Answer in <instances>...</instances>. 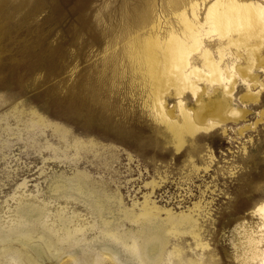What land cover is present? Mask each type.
<instances>
[{
  "label": "rangeland",
  "instance_id": "obj_1",
  "mask_svg": "<svg viewBox=\"0 0 264 264\" xmlns=\"http://www.w3.org/2000/svg\"><path fill=\"white\" fill-rule=\"evenodd\" d=\"M46 2L13 32L0 34V62L5 60L0 67L6 68H0V264H95L102 238L95 236L99 223L91 206L47 189L54 178L79 172L134 211L141 210L145 197L161 216L168 209L173 214L192 211L198 236L171 234L157 264L186 259L238 264L233 243L241 241L239 221L248 211L235 209L264 185L258 176L264 168V101L243 103L240 96L248 83L238 81L232 98L245 108V117L187 135L177 151L170 132L151 112L152 87L141 44L150 33L153 40L155 34L165 37L169 27L177 28L182 7L174 10L176 2L169 0ZM26 9L13 14V21L19 22ZM198 17L201 22L202 8ZM209 39L207 44L215 38ZM253 73L264 80L262 68ZM174 88L164 92L168 107L177 100ZM184 97L193 103L188 90ZM22 201L43 206L41 222L57 229L51 251L38 235L42 223L34 225L22 216ZM60 213L74 218L69 225L82 228L74 245L56 238ZM23 224L35 229L18 240L15 226ZM132 225L125 220L120 229ZM97 264L120 263L105 258Z\"/></svg>",
  "mask_w": 264,
  "mask_h": 264
},
{
  "label": "bare ground",
  "instance_id": "obj_2",
  "mask_svg": "<svg viewBox=\"0 0 264 264\" xmlns=\"http://www.w3.org/2000/svg\"><path fill=\"white\" fill-rule=\"evenodd\" d=\"M169 1L176 2L174 10L179 9V6L182 7L179 12H175L181 24L175 29L169 27L165 37L155 34L151 40L152 33L146 35L141 44L144 46L145 53L142 63L146 68L152 87L151 112L155 114L157 120L165 125L171 134L175 149L180 151L188 140L187 135L195 136L198 132L211 131L228 121L236 122L245 117L247 112L244 110L245 108L242 109L234 104L232 98L238 81H247L248 83L246 92L240 96L243 103L248 100L258 101L259 98L260 101H264V80H258V77L253 73L258 68L264 70V0ZM45 4H47L46 0H20L17 3L0 0V34L11 33L26 18L38 13ZM24 6H27L26 12L20 17L19 22H14L12 15ZM79 8L80 6L76 4L75 9ZM200 8H202L201 22L198 17ZM56 9L59 11L61 7H55L54 10L56 11ZM187 10L190 11V14L186 12ZM12 35L14 36V34ZM207 38L215 39L211 44H207L209 43ZM11 45L13 46V44ZM4 49L5 47H3V51ZM6 50L8 49L6 48ZM196 59H200V61ZM173 86L177 100L172 107H168L164 92ZM186 90L194 98L192 104L183 100ZM262 114L264 118V111ZM38 120L42 122L43 119L39 116ZM239 131L241 133L242 129L239 128ZM262 173H264V168L262 172L258 173L260 178H264ZM50 182L47 189H50L53 195L55 193L58 196L64 194L82 198L91 206L92 213L97 216L99 230L95 236H100L102 240L99 241L100 243L98 242L100 250L95 253V264L105 258H110L120 264H157L162 259L165 245L171 234L188 232L195 237L198 236L196 219L193 217L192 211L173 214L168 209L166 215L161 216L157 205H150L147 197L142 203L141 210L134 211L123 206L121 199L116 194H111L106 189L89 183L81 172L70 177L59 176ZM263 186L260 192L256 191L258 193L251 196V199H247L248 201L240 202L235 209V213L243 212V210L248 211L247 214L242 213L239 221L241 241L238 244L233 243L237 252L233 261L238 264H264ZM252 191L249 190V192ZM20 205L22 216L25 215L30 223H35L34 225L42 223L41 220L46 214L43 206L34 203L24 204L23 201ZM58 217L60 224L58 229L61 230V234L56 238L64 241L67 245H74L77 242L76 233L82 228L77 225V227L69 225L74 219L71 215L66 216L60 213ZM125 220L135 225L120 229ZM24 226V224L15 226L16 232H19L20 235L17 234V239L30 237L29 234L35 229L31 226ZM41 228H43L42 232L38 233L41 237L40 240L43 241V246L46 247L44 248L51 251L54 247L51 236L55 235L57 229L47 226L45 223H42ZM10 230L13 232L12 229ZM5 235L3 236L5 237ZM39 243L38 249H40ZM197 244L201 247L208 246L207 243ZM35 246L37 247V245ZM45 249L41 246L43 254ZM28 259L31 260L29 257ZM86 260L88 261V259ZM183 264L196 263L191 259H186Z\"/></svg>",
  "mask_w": 264,
  "mask_h": 264
}]
</instances>
